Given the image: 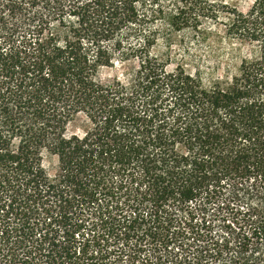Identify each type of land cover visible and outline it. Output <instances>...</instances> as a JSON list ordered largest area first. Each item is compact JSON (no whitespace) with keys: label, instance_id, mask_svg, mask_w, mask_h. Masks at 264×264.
Returning <instances> with one entry per match:
<instances>
[{"label":"trees","instance_id":"1","mask_svg":"<svg viewBox=\"0 0 264 264\" xmlns=\"http://www.w3.org/2000/svg\"><path fill=\"white\" fill-rule=\"evenodd\" d=\"M212 25L227 83L154 52ZM0 264H264V0H0Z\"/></svg>","mask_w":264,"mask_h":264},{"label":"rangeland","instance_id":"2","mask_svg":"<svg viewBox=\"0 0 264 264\" xmlns=\"http://www.w3.org/2000/svg\"><path fill=\"white\" fill-rule=\"evenodd\" d=\"M230 6L247 12L253 0H223ZM209 26V25H208ZM207 37L194 39L188 32L176 34L170 50L159 41L154 52L164 59L168 57L169 69L181 65L189 73H200L206 82L215 80L227 83L230 76L236 72L242 58L254 56V48L251 45L230 37L222 25H212ZM137 68L136 61H128L124 64L115 62L112 66H103L99 69L97 80L107 83L114 78L126 82ZM85 123L74 121L67 127V134H81ZM43 166L47 173L52 175L56 168V160L48 155L43 156Z\"/></svg>","mask_w":264,"mask_h":264}]
</instances>
